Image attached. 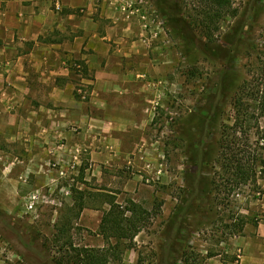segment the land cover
Listing matches in <instances>:
<instances>
[{"label": "rangeland", "instance_id": "1", "mask_svg": "<svg viewBox=\"0 0 264 264\" xmlns=\"http://www.w3.org/2000/svg\"><path fill=\"white\" fill-rule=\"evenodd\" d=\"M157 1L118 0L121 6L116 11L122 12L128 21L134 15L124 12V5L142 15L139 29L144 25L147 28L153 61V69L145 79L148 89L144 94L150 98L140 102L132 95L131 100L137 101L135 104L140 107L137 108L139 126L124 135L125 148L120 151L121 155L112 147L107 162L97 163L92 161L91 150L87 148L68 153L72 161L64 168L57 163L43 168L32 161L25 167L21 161V141L9 145L0 136V213L6 217L0 219V264H57L75 254L73 250L68 251L71 245L76 249L95 250L116 246L117 240L107 243L100 230L111 202L122 209L136 205L137 211L147 214L142 216L143 227L131 243L124 240L120 249H109L108 264H163L165 258H169L167 264H241L245 255L242 242L249 237L257 240L259 226H264V195L261 194L264 177L259 172L257 186H237L220 161L222 157L234 158L232 151L221 149L226 135L239 139L240 150L251 152L252 149L264 157V150L258 144L264 134V117L258 122L240 120L238 133L229 130L236 121L238 97L244 104L257 105L248 97L249 89L241 92L242 86L247 88V81L257 84L258 79H262L259 84L263 83L264 0H232L231 7L225 9L218 24L220 30L215 33L217 44H225L224 37L231 36L232 29L242 20L241 37L233 47L235 57L225 61L205 53L201 27L193 34L195 40L188 48L187 58L183 43L174 37L170 23L157 11ZM205 1L180 0L178 8L193 23L203 18ZM6 8L5 4L0 6L2 16L7 15ZM54 9L62 13L61 7L58 10L54 6ZM105 26L104 21L102 27ZM55 37L58 41L62 39ZM111 44L117 46L113 41ZM20 54L15 51L12 56ZM78 64L77 60L67 62L78 98L87 102L92 87L88 80L94 74L85 75L83 66ZM216 78L223 82L218 95L221 103L207 105L204 96ZM138 85L134 82L130 90ZM214 109L218 118L211 129L214 135L207 141L212 162L199 171L193 167L197 157L191 159L187 151L189 144H198L201 136H197V130H201L202 118ZM4 110L3 114L9 118L17 113L21 115V104H6ZM248 110L259 112L254 107ZM0 122L4 123V119ZM104 135L112 134L104 132ZM240 152L235 150L237 158L241 157ZM45 167L54 172H46ZM44 175L47 178L40 179ZM207 176L213 178L220 190L214 191V198L218 200L213 202V211L195 208L186 230L175 233L170 228L171 218L187 197L189 183L194 181L205 186ZM81 205L85 207L83 211H80ZM131 215L128 213L127 217ZM241 222L245 227L239 232V227L233 226ZM129 244L132 246L128 249ZM174 246L175 249L168 251Z\"/></svg>", "mask_w": 264, "mask_h": 264}, {"label": "crops", "instance_id": "2", "mask_svg": "<svg viewBox=\"0 0 264 264\" xmlns=\"http://www.w3.org/2000/svg\"><path fill=\"white\" fill-rule=\"evenodd\" d=\"M3 4L7 15L0 11V136L9 145L21 141L25 167L32 161L64 168L72 161L68 153L87 148L97 163L107 162L112 147L120 153L124 135L139 126L137 101L150 98L144 94L145 79L153 61L147 28L139 29L142 15L124 5V12L134 15L128 21L116 11L118 0H100L98 5L96 0H0ZM15 51L21 54L13 58ZM73 60L94 74L88 80L92 87L87 102L75 92L67 66ZM134 82L139 85L130 90ZM11 103L21 104V115L3 114ZM257 236L242 242L241 264H264L263 225Z\"/></svg>", "mask_w": 264, "mask_h": 264}, {"label": "trees", "instance_id": "3", "mask_svg": "<svg viewBox=\"0 0 264 264\" xmlns=\"http://www.w3.org/2000/svg\"><path fill=\"white\" fill-rule=\"evenodd\" d=\"M205 2L207 3V6L206 9L202 11L203 18L193 23L188 22L180 13V9L178 8L180 0H158L155 7L157 11L161 13L170 23L174 37L177 40L181 41V43H183L187 58H189L188 48L191 42H194L195 40V36H193V34L198 28L201 27V36L202 38H204V43H202L204 44L203 49L205 53L209 56L211 55V57H215L213 59L221 57L220 59L223 61L228 59L232 60V58L235 57L234 55L236 51L235 49H233V47L237 40L241 37L240 27L242 20L235 28L232 29L233 32H231V36L224 37L223 41L225 42V44L219 45L216 43L215 33L220 30L218 24L225 15V9H229L231 7L232 0H206ZM78 65L83 66L81 64ZM83 68L85 75H87L88 71L84 66ZM224 71L222 73H225ZM261 76H263V83H258L260 79H258L257 84H254V82L252 83L251 81H247V88L246 85L242 86L241 88V92L247 91L249 89V94L247 93L248 97H251L250 99L257 105L254 106L253 104H244L245 102L243 101V99L241 97H238L235 102V109L237 110L236 121L234 123V126H232V128H229V130L238 133V127L240 126L241 121H243L244 123H249L254 120L255 122H258L261 117H264V72ZM244 84L246 83L244 82ZM221 85H223L222 79H219L218 81V79L216 78L212 85L207 88L206 94L204 96V100L207 105L217 106L221 103V100L219 101L220 98L218 96L220 95L219 91L221 90ZM253 107L259 110L258 114H256V112H249L248 108ZM217 118L218 113L215 109L212 110L209 115L204 116V118H202L201 130H197V136H201V139L198 141L197 145H194L192 143L189 144L187 153L189 154L191 159L193 158V160L197 157L198 161L194 162L193 167L199 169V171H202L204 167L206 168L212 162V152L208 151V149L210 150V147L207 145V141L214 135V131H212L211 129L212 127H214V121H216L215 119ZM208 125H210V132H207ZM225 137L226 143H223V138V141H221V146L223 147H221V149H229L230 151H232L234 153V158L227 159L222 157L220 161V163L222 164L221 167L225 172L231 174L237 186H244L249 184H254L257 186L259 172L260 176L264 177V157L262 155H257L256 152H254L252 149H250L251 152H249V149L240 150L238 143L239 139L235 136L226 135ZM258 144L260 145L261 149L264 150V134L259 138ZM245 146L247 147L248 145L245 144ZM235 150L241 151V157H236ZM242 153L247 154V156L244 154L242 156ZM240 154L238 153L237 155ZM259 166L261 167L260 171H258ZM204 183L205 186L198 185L194 181L193 183H189V186L186 190L187 197L182 200L181 205L177 208L176 212L171 218L170 228L175 233L181 234L186 230L189 217L193 215V212H195V208L203 211L209 208L213 211V202L215 200H218L217 198H214V191L220 190L218 186H216L213 178H211L210 176L204 177ZM212 186L214 187L213 189ZM261 194L264 195V191ZM109 205L111 209L109 212H106L104 214L100 230L104 238L107 240V243L112 239L117 240V245L110 247L117 250L120 249V246L122 245V242L124 240H129V242L131 243L134 238L140 233L143 227V220L145 219L142 216L147 213L143 211H137L136 205H133L135 209L133 207L122 209L115 202H111ZM84 208V205H81L80 211H83ZM128 213H131L132 215L130 217H127ZM0 219H6L3 213H0ZM7 225L10 227V224ZM233 227H239V232H242L244 230L245 223L241 222V224H236ZM170 241L172 242V240ZM131 246L132 245L129 244L127 248L129 249L131 248ZM69 247L68 251H70L71 253L73 250L75 254L70 255L68 259L65 258L59 260L57 264L109 263L110 248L95 250L88 248L76 249L73 248L72 245ZM170 249H175V246L174 248L169 247L168 251ZM167 259L169 260V258L164 259L163 264H167ZM174 262L177 263V260H174ZM39 264L50 263L44 262Z\"/></svg>", "mask_w": 264, "mask_h": 264}, {"label": "built area", "instance_id": "4", "mask_svg": "<svg viewBox=\"0 0 264 264\" xmlns=\"http://www.w3.org/2000/svg\"><path fill=\"white\" fill-rule=\"evenodd\" d=\"M57 9L59 10L60 7L58 6ZM79 92H80V94H83V91L82 90H80Z\"/></svg>", "mask_w": 264, "mask_h": 264}]
</instances>
